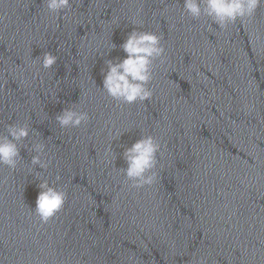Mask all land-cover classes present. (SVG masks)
Wrapping results in <instances>:
<instances>
[{
  "label": "water",
  "instance_id": "obj_1",
  "mask_svg": "<svg viewBox=\"0 0 264 264\" xmlns=\"http://www.w3.org/2000/svg\"><path fill=\"white\" fill-rule=\"evenodd\" d=\"M133 20L165 53L151 101L122 104L102 90V69L124 56ZM208 24L183 0H72L59 13L35 1L0 131L26 123L23 143L43 142L51 163L30 174L22 147L15 170L0 167V264H264V5L249 23ZM44 52L57 56L50 69ZM68 106L88 122L61 129ZM147 134L161 145L159 178L133 189L122 153ZM36 172L67 194L43 224Z\"/></svg>",
  "mask_w": 264,
  "mask_h": 264
},
{
  "label": "clouds",
  "instance_id": "obj_2",
  "mask_svg": "<svg viewBox=\"0 0 264 264\" xmlns=\"http://www.w3.org/2000/svg\"><path fill=\"white\" fill-rule=\"evenodd\" d=\"M43 2L50 13L70 9L72 4V0ZM261 5H264V0H183V11L194 20L206 18L209 28L215 25L223 30L238 21L242 24L251 22ZM113 23H116L115 19ZM132 23L134 27L119 46L124 56L106 60V70L102 69V90L108 97L122 104L151 101L153 89L149 85L153 80L155 62H163L165 53L161 35L154 31L138 29L135 20ZM114 47L116 46L111 44L110 50ZM56 61L57 56L50 52H44L39 57V63L44 69L52 68ZM88 120V113L78 110L75 106L65 107L55 116V121L61 129L78 128ZM29 134L30 129L26 123L9 124L0 131V167L7 166L8 169L15 170L22 160L20 149L23 147L33 153L27 167L30 174L36 166L40 169L48 168L51 160L42 158L45 156V144L39 140H33L30 145L23 143ZM110 134L113 140L119 137V133ZM160 149V143L150 134L141 135L130 147L124 148L122 158L126 167L121 168L120 172L131 188L141 189L157 182V155ZM104 158L106 164L112 163L111 147L105 149ZM35 175L40 182L37 185L39 191L32 211L43 224L63 208L67 194L60 187L50 184L48 179L41 178L39 172ZM59 179L57 176L56 180ZM195 264H209L208 257L199 256Z\"/></svg>",
  "mask_w": 264,
  "mask_h": 264
}]
</instances>
